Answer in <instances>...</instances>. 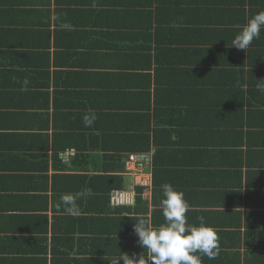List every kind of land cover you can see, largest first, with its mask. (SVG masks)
<instances>
[{
	"label": "crops",
	"instance_id": "crops-1",
	"mask_svg": "<svg viewBox=\"0 0 264 264\" xmlns=\"http://www.w3.org/2000/svg\"><path fill=\"white\" fill-rule=\"evenodd\" d=\"M261 11L264 0H0V264H111L127 255L150 264L134 226L141 220L152 227L165 223V183L184 193L188 223L198 226L203 217L218 235L219 255L196 253L201 264H264V131L237 114L235 100L222 104L224 91L216 90L238 92L240 82L229 80L241 55L233 50H242L231 41ZM185 16L207 21L211 52L190 50L176 61L174 27L187 25ZM263 31L254 47L264 48ZM244 56L249 70L255 57L264 59L248 50ZM203 69L215 76L205 84L213 89L210 98L174 101L172 107L161 106L159 98L155 105L154 92L165 90V80L195 89ZM114 91L126 97L117 100ZM148 92L153 111H162L153 119L161 120L153 125L162 130L155 132L160 149L150 152L156 159L151 193L116 206L118 211H96L94 175L104 173L105 155L112 153L96 145V136L110 131L104 115L117 104L133 111L127 105L134 98L143 104ZM65 103L75 110H64ZM176 107L180 113L171 110ZM77 109L74 118L95 114L91 126L69 117ZM255 110L264 120V106ZM173 128H179L172 134L178 143L163 146L165 129ZM60 138L90 147L89 170L61 167L53 148ZM127 160L124 188L134 180ZM87 174L92 177L82 176ZM64 194L76 197L78 216L57 208Z\"/></svg>",
	"mask_w": 264,
	"mask_h": 264
},
{
	"label": "trees",
	"instance_id": "trees-1",
	"mask_svg": "<svg viewBox=\"0 0 264 264\" xmlns=\"http://www.w3.org/2000/svg\"><path fill=\"white\" fill-rule=\"evenodd\" d=\"M187 13H195L193 11ZM226 22L230 25V27H235L234 20L229 16H223ZM184 20L186 21L187 25H181L177 23V26L174 27V36L176 37V50L177 58L187 56L190 50H193L197 53H205L211 52L208 49L211 47L208 45V41L205 38L204 31L210 29L204 25L207 21L204 18L200 19H192L185 16ZM264 35V31L262 33ZM211 50V49H210ZM248 51L251 52H259L264 54V48L261 47H254V43L249 46ZM240 52L241 55L239 56L240 61L238 64V69L236 76L231 77L230 82H240L238 87V92L236 94H229L228 90L231 88H224V89H216L218 93L224 91L221 98L223 99V103L225 104L230 101H234L236 103V112L240 117H244L248 124L251 127H256L257 130L264 131V120L261 119V115L255 108L261 103L264 106V91H260L257 88L258 84L264 83V59L262 57H255L256 58V66L252 69L245 68L246 63H250L249 59H247L244 54L246 51H237ZM182 53V54H180ZM181 55V56H180ZM209 55V54H208ZM211 58V57H208ZM217 61V59H214ZM226 63L227 59H224ZM202 61L204 63H209L210 65H214L213 60ZM220 61V60H219ZM180 63V62H179ZM195 63L196 60H195ZM205 65V64H204ZM183 69L182 65L180 66ZM202 76L204 77L200 82H198L197 87L195 89L190 88L184 91L179 80L171 79L165 80V90H161L157 88L154 92L155 96V105L159 106V98H164L163 103L168 102L166 105L161 106H170L172 107L175 102L174 101H185V103H189L190 101L199 102L202 100L203 97L210 98L209 93L213 90H208L209 87L205 86V84H209L210 82L213 83V78L215 77L213 73H208L207 70H202ZM239 74V77H238ZM206 77V78H205ZM171 79V80H170ZM227 76L225 75L224 80L222 83L225 85L229 83ZM164 84V83H163ZM169 90H166V89ZM149 90V89H148ZM150 91V90H149ZM152 92V91H150ZM64 96L71 97L73 92L71 91H63ZM219 95V94H218ZM217 95V96H218ZM113 98L119 100L122 97H126L124 93L121 91H114L112 93ZM214 99L215 96H213ZM239 97V98H238ZM220 101V100H219ZM151 98L150 93L145 94V101L141 104L139 98H134L132 104L127 106L131 107V109H126V106L117 104L111 106L110 110L104 115L110 121V125H107L110 131L106 132L103 136H96L100 143L97 142L96 145H99V148L110 150L112 152L110 155H105L106 165L103 167V174L101 171H98L94 178H96V186L94 187V191L96 193L95 203L97 205L96 211H103V212H114L118 211L119 207L112 206L111 204V192L112 190L118 188H124V169H125V161L126 158L132 153L137 152H157L161 146H159L158 137L155 136V132L158 130H162L160 127H155L153 124L158 126L161 123V120H153L154 117L158 116L162 113L160 107H157L154 111L150 106ZM64 110L71 111L75 110V108L70 109V107L65 103L63 104ZM220 107V106H217ZM119 109L123 110V112L117 111ZM56 109V108H55ZM168 109V108H167ZM170 110V109H168ZM174 113H180L182 108L176 107ZM170 110V113H171ZM188 110V109H187ZM77 111L70 112L69 117L71 119H83L85 114L78 118H74L77 115ZM76 112V113H75ZM102 116V115H101ZM53 119H56V114L53 116ZM56 122V121H55ZM55 124V123H54ZM164 124V123H163ZM162 124V125H163ZM161 125V126H162ZM56 126V124H55ZM100 127V126H99ZM78 128H81L80 126ZM158 128V130H157ZM179 128L173 129H165V133L168 134L167 140H165L163 146H175L178 142L174 138H172V134L178 132ZM262 137L264 136L261 135ZM74 137V136H73ZM263 144V140L261 141ZM252 145L253 142L250 141ZM95 145V147H97ZM76 147L77 154L72 158L70 162H63L59 158V153L62 150H65L68 147ZM85 145H80L76 141L71 139L60 138L56 139L53 144L54 148V156L55 160L61 163L62 168H74L80 171H87L90 169L89 164H92L91 154L87 152V149L90 150V147H83ZM94 147V146H92ZM87 148V149H86ZM153 155V154H151ZM104 155H102L103 157ZM111 163V165L108 164ZM156 159L153 162L152 156V164H155ZM85 177H92L91 174L82 175ZM141 189V188H139ZM140 198V195L137 198ZM136 198V200H137ZM109 206L111 208L109 209Z\"/></svg>",
	"mask_w": 264,
	"mask_h": 264
},
{
	"label": "clouds",
	"instance_id": "clouds-1",
	"mask_svg": "<svg viewBox=\"0 0 264 264\" xmlns=\"http://www.w3.org/2000/svg\"><path fill=\"white\" fill-rule=\"evenodd\" d=\"M262 29H264V11L256 13L247 20L231 41V47L247 52L252 42L259 39ZM24 83L27 85L28 82ZM257 88L264 91V83L258 84ZM83 119L87 127L92 125L96 116L85 115ZM161 189L163 196L161 207L165 223L159 227H152L141 220L134 226L139 246L150 254V264H201V257L196 253L215 259L219 255V239L216 231L206 225L203 217L200 218L198 226L188 223L186 213L189 204L182 191L176 190L169 183L162 184ZM61 205L64 206L63 210L67 214L79 215L74 195H62L57 208L59 209ZM121 260L124 264H129V260L140 264L141 257L136 260L128 255L121 256L111 264H119Z\"/></svg>",
	"mask_w": 264,
	"mask_h": 264
},
{
	"label": "built area",
	"instance_id": "built-area-1",
	"mask_svg": "<svg viewBox=\"0 0 264 264\" xmlns=\"http://www.w3.org/2000/svg\"><path fill=\"white\" fill-rule=\"evenodd\" d=\"M77 154L75 148H67L59 153L63 162H70ZM127 171L134 177L133 186L113 189L111 204L115 206L131 205L136 202L138 195L147 197L152 189V155L150 152L131 153L126 162ZM141 188V189H139Z\"/></svg>",
	"mask_w": 264,
	"mask_h": 264
},
{
	"label": "rangeland",
	"instance_id": "rangeland-1",
	"mask_svg": "<svg viewBox=\"0 0 264 264\" xmlns=\"http://www.w3.org/2000/svg\"><path fill=\"white\" fill-rule=\"evenodd\" d=\"M131 181V178L129 177V182Z\"/></svg>",
	"mask_w": 264,
	"mask_h": 264
},
{
	"label": "bare ground",
	"instance_id": "bare-ground-1",
	"mask_svg": "<svg viewBox=\"0 0 264 264\" xmlns=\"http://www.w3.org/2000/svg\"><path fill=\"white\" fill-rule=\"evenodd\" d=\"M62 151H64V150H62ZM61 152V151H60ZM98 257V256H97ZM142 261V260H141Z\"/></svg>",
	"mask_w": 264,
	"mask_h": 264
}]
</instances>
